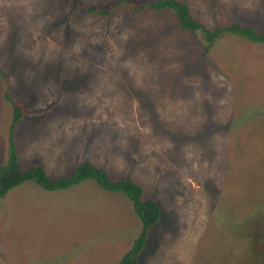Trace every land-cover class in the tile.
Masks as SVG:
<instances>
[{
    "label": "rangeland",
    "instance_id": "374dc122",
    "mask_svg": "<svg viewBox=\"0 0 264 264\" xmlns=\"http://www.w3.org/2000/svg\"><path fill=\"white\" fill-rule=\"evenodd\" d=\"M147 1L0 0V165L6 92L20 165L58 178L87 160L158 203L137 264H264L247 220L264 213V43L225 34L206 52L173 10L134 9ZM180 1L209 29L264 27V0ZM138 218L93 179L27 181L0 197V264H117Z\"/></svg>",
    "mask_w": 264,
    "mask_h": 264
},
{
    "label": "trees",
    "instance_id": "16d2710c",
    "mask_svg": "<svg viewBox=\"0 0 264 264\" xmlns=\"http://www.w3.org/2000/svg\"><path fill=\"white\" fill-rule=\"evenodd\" d=\"M118 2H128V0H118ZM144 6H149L153 10H173L182 30L194 34L202 32L206 41L204 45L206 52L220 36L222 37L225 34H234L255 43H264V27L261 31H257L252 26L235 22L225 28L217 26L214 29H209L192 16L190 8L185 1L149 0L143 6L133 5L135 10L142 9ZM111 9V6L86 8L88 12L102 15H107ZM0 75H2L1 71ZM4 98L11 104L12 118L8 126V159L6 163L0 165V197H4L10 189L27 181L34 182L48 192H55L67 190L85 179H93L98 186L105 190L122 192L131 200L133 209L139 217L140 227L130 246L121 253L117 264H137L136 255L142 248L147 231L160 217L161 210L158 203L152 199H143L142 187L129 177L112 179L106 171L95 167L87 160L74 165L70 174L58 178L50 177L40 164L20 165L14 147V126L22 116L23 111L21 105L13 96L5 92ZM253 219L259 223L261 221L264 225V213L256 211L250 213L247 220Z\"/></svg>",
    "mask_w": 264,
    "mask_h": 264
}]
</instances>
